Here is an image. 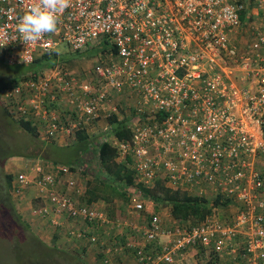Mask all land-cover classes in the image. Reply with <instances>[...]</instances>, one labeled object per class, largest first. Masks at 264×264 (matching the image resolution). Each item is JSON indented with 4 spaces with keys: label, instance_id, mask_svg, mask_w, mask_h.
I'll return each mask as SVG.
<instances>
[{
    "label": "built area",
    "instance_id": "built-area-1",
    "mask_svg": "<svg viewBox=\"0 0 264 264\" xmlns=\"http://www.w3.org/2000/svg\"><path fill=\"white\" fill-rule=\"evenodd\" d=\"M34 2L0 0V48L8 51L9 63L25 51L28 63L21 61L31 64L61 43L84 51L107 39L113 49L107 62L94 66L99 80L82 86L84 99H75L81 124L98 117L111 98L109 88L136 92L132 139L119 147L123 159H132L137 182L152 187L161 179L176 189L236 202L226 218L215 209L175 230L164 231L154 217L144 239L160 243L163 252L153 264H172L182 251L197 248H213L226 264H264V30L250 20L256 9L264 10V0H71L56 31L27 49L16 25ZM247 29L254 34L250 54L235 60L239 50L232 38ZM237 72L239 79H233ZM67 75L61 67L26 74L4 90L3 99L17 116L34 121L45 139L70 135L79 122L66 124L48 107L57 88L75 94V78ZM57 168L66 176L75 172L64 164ZM33 169L37 174L19 173L13 189L35 185L38 197L48 200L42 215L54 206L56 214L106 222L102 210L79 201L75 179L68 176L60 189L63 177L44 172L39 163ZM137 194L133 206L140 210L144 199Z\"/></svg>",
    "mask_w": 264,
    "mask_h": 264
},
{
    "label": "trees",
    "instance_id": "trees-1",
    "mask_svg": "<svg viewBox=\"0 0 264 264\" xmlns=\"http://www.w3.org/2000/svg\"><path fill=\"white\" fill-rule=\"evenodd\" d=\"M245 16L242 15V19ZM63 59L60 58L57 50H52L41 54L35 59L31 64H26L24 68H17L14 74L7 80L1 82L0 78V94L3 93L5 89L15 87L20 79L21 75L24 73H40L43 70L49 67H55L58 63L61 64ZM2 77V76H1ZM2 96L0 97V110L3 111L0 115V215L6 217L4 212H7L10 216L9 220H12L15 228H11V231H14V235L18 238L13 248L15 253L16 249H21L24 246V240H21L20 231H24L28 234L33 235L31 222L24 220L20 214L16 213L15 209L12 206L10 190L12 188L14 176L7 172L4 167V161L13 156H29L32 157L36 162L40 160H45L56 169L57 179L60 177L66 176V174L58 170L57 166L60 164L68 165L71 171L79 170L86 179L90 180V187L87 190V198H85V204L90 205L99 199H107L111 197H116V195L127 196L133 194L141 187V184L137 182V175L133 170H131L128 165L132 162V159L129 157L128 161L124 162L120 157V147L117 145L115 140L111 139L112 137H98V139L92 140V137L88 133V128H86L84 123L81 124L80 118H75L74 120L68 121L69 123L74 122L75 120L79 122V127L70 135H65L67 137L75 134L74 139L69 143L59 144L55 140L45 141L44 137H40V134L36 128L35 122L28 120L24 117L17 116L15 111L10 108L5 101H2ZM133 106V113L135 115ZM108 119L110 123V132L111 135L120 141H128L132 139V128L130 127L131 119L126 118V116L119 117L116 113H109ZM12 122V124H11ZM10 123V124H8ZM14 126H17L29 133L32 138H29V144H26V148H30L31 152L28 153H11L3 154L5 146L7 147L9 142V134L6 136V131H13ZM59 138L55 137L57 140ZM43 139V140H42ZM29 145V146H28ZM25 148V149H26ZM57 150H63L61 155L57 156ZM93 152L96 153V158L93 156ZM28 157V158H29ZM67 158V161H64V158ZM31 159V161H33ZM97 161V162H96ZM93 162V163H92ZM128 163V165H127ZM51 172V171H47ZM166 181L159 180L156 182V185L153 188H144L143 195L148 199L149 204L146 209L148 213H157L163 209V206L168 204L170 205L171 215L179 223L178 226H184V222H188L190 219H193V223H199L207 215L217 210L220 207L228 208L232 205L233 201L229 197L219 196L215 198H210L200 194L189 193L185 190H174L166 185ZM97 185V186H94ZM122 189V191L120 190ZM129 190V191H128ZM128 193V194H124ZM130 193V194H129ZM37 199L42 203V205H47L46 197H37ZM84 198H80V202L83 203ZM51 204V203H50ZM42 207V206H41ZM113 210V209H112ZM115 211V210H114ZM113 211V212H114ZM112 212V213H113ZM55 214V207L49 210L48 213H43L44 216L51 217ZM63 220H66L70 223H81L84 224V227L87 228L89 224L97 229V221H90L89 219H84L81 216L70 215L67 212L61 213ZM7 218V217H6ZM24 221V222H22ZM96 221V222H95ZM11 223V224H12ZM95 224V225H94ZM3 225V224H2ZM51 225V224H50ZM54 225V224H53ZM194 225V224H193ZM4 226V225H3ZM55 227L50 226L51 229L55 228L58 230V234L62 235L63 224L55 225ZM192 226V225H190ZM59 227V228H57ZM72 229H69L71 231ZM16 231V232H15ZM22 232V233H24ZM85 233V231H81ZM88 236V233H85ZM70 234H68L69 236ZM9 236V234L7 235ZM91 236H95V232L89 235L88 245L95 246L99 242L95 239H90ZM87 237V238H88ZM37 238V239H36ZM40 240L37 236L30 237V241L33 244V249L38 248L40 255H43L42 258L38 257L36 254L32 253V258L34 260H39L35 264H44V251L40 248ZM42 241V240H41ZM117 244L119 241L116 240ZM116 245V244H114ZM57 247V246H56ZM117 247V246H116ZM59 248V247H57ZM162 245L158 242H147L145 246L137 244L136 246L132 243H124L123 254L124 252L132 251L136 260L141 264H153L154 259L162 255ZM61 249V248H59ZM81 249L86 252L87 247L84 245ZM201 249V248H197ZM210 255L208 264H221L219 260V255L213 251V248H210ZM142 250V251H141ZM64 250L61 249V252ZM67 251V250H66ZM204 253L205 249H201ZM120 252V251H118ZM25 257L22 259L24 261ZM110 259L106 257L104 259V264H108L105 260ZM158 264H169L165 261H158Z\"/></svg>",
    "mask_w": 264,
    "mask_h": 264
},
{
    "label": "rangeland",
    "instance_id": "rangeland-1",
    "mask_svg": "<svg viewBox=\"0 0 264 264\" xmlns=\"http://www.w3.org/2000/svg\"><path fill=\"white\" fill-rule=\"evenodd\" d=\"M247 32H248V35H247ZM238 36H239L238 39L234 41L233 43H235V45L237 46L239 44L240 56L242 57L247 56L249 53L248 46L253 38V32L247 29L246 32L241 33ZM241 36L246 37L242 40V42L238 41L240 40ZM55 50L58 51L60 58L63 59L65 63H68V64L70 63L71 66H73L72 62H75V64L77 63L78 65L77 67L73 66V67H76L77 70H79L80 67H82V63L85 65H87V63L95 64L96 60H99L102 55H105L104 54L105 51L104 52L102 51V53L99 56L97 51L100 50V48L95 47V46L79 52V51L72 50L69 46H67L64 43H61L56 47ZM1 52L2 51H0V59H2L3 57V53ZM238 59L241 60L240 57ZM24 66L25 64L18 57L16 58L15 65H8L6 60H0L1 82L5 81V79L7 80L8 78H10L18 67L21 69V68H24ZM84 75L87 76V74H84ZM21 77H23V75H21ZM0 97H1V94H0ZM117 97H120V96H117ZM125 103H127V101L123 99V106L121 104L119 105L120 110L123 107V113L125 114L124 116L130 119L132 117L131 108H133V105L130 106V108L128 109V106H124ZM2 113L3 111L0 110V115H2ZM109 127H110V123L108 119V114L106 113L104 116H101L100 121L94 122L93 125H91L88 128V133L92 137V140L94 141L95 139H98V137H101V134L107 130L106 131L107 137H112L111 139L115 140L114 135H111L110 129L108 130ZM5 134L6 136L9 134L10 143L8 144L7 147L5 146L3 154L31 152L30 148H26L27 147L26 144L29 142V138H32L29 133L25 132L24 130H22L21 128L17 126H14L12 133L10 130L9 132L6 131ZM74 135L75 134H73L70 137H67L65 135H59V137L62 138V142L70 143L74 139L75 137ZM51 140H55L56 142H58V140H56L55 138H48L45 141H51ZM63 152H64L63 150H57V156L61 155V157H63L62 155ZM19 156L20 155H17L15 160L16 162L21 161L19 164H22V159L24 158H21ZM93 156L94 158H96L95 152H93ZM22 157L28 158L29 156H22ZM10 158L4 161L5 169L7 168V163L9 162ZM29 159H32V157L31 158L29 157ZM119 159H122V157L120 156ZM64 161H67L66 157L64 158ZM48 169L49 167L46 166V170ZM9 172L14 176L13 181L16 180V176L21 172H27V173H30L31 175L35 174L33 170H31L30 172L28 168H24L19 165H16L15 167L10 166ZM24 188L25 187H22L20 192H18V190L13 189V184H12V188L10 190L11 202H12V206L15 209L16 213L20 214V216H22L24 220H28L31 222V225H32L31 229L34 232V234L31 235L24 231H20L19 234H20L21 240L22 241L24 240V246L19 250L16 249L14 253L13 248L16 243V239L18 240V238L14 235L13 233L14 231H11V228H15L14 224L12 223V220H9L12 218H10L7 212H4L7 218L0 215V264H35L36 262H38L39 261L38 259L34 260L32 258V253L36 254L38 257L40 256V258H42L43 255H40V251L38 248L33 249L32 242H29L30 237H33V236L34 237L37 236L38 238H40V240L38 239L37 242H40V248L42 251H44V255H45L44 264H95V263L104 264L103 257H98L100 254L99 252L100 248L97 247L98 245H95L93 247L88 245L86 252H84L81 249V247L84 246V243H80L75 238L71 239V241L69 240L67 245H64L63 243L59 244V243L54 242L53 241L54 238H52L51 236L52 234L54 235L56 231L58 232V230H56L55 228L51 229V227L48 226L46 221L40 217L37 211L40 210L42 203L36 198L37 195H34L33 200L29 201L32 197H30V195L28 194V188L27 189H24ZM28 197L30 199H28ZM122 198H123L122 202H116L112 205H109L108 207L107 206L102 207L103 210L106 213H110L113 216L111 218L116 221L122 220L123 212L121 211H126L128 208L126 204L128 201L127 200L128 198L126 196L123 197V195H122ZM25 199L27 202L25 201ZM116 204H121V206L118 207L116 206ZM27 206L29 207L26 209ZM233 210L234 208L220 207L218 208L217 211L220 215V218L223 219L225 216L230 215V213ZM160 211H161V214H160L161 218L166 227H174V226H178L179 224H183V223H179L177 220L173 218V216L171 215V211H170V205L168 204L164 205L163 209ZM192 220L193 219H190L188 222H184V226L195 224L193 223ZM119 227H121L122 229H119ZM15 229L17 230L18 228H15ZM113 230L116 232L122 231L123 223L116 224ZM61 232L62 234L63 232L66 233V229L61 230ZM8 234L9 236H7ZM85 243L88 244V241H85ZM56 246L63 249L64 251L61 252V249L57 248ZM77 246H80V248H78ZM209 256L211 255H210V252L208 251L205 253L203 251H200L198 254L195 251V249H191V250H188L187 252H184L182 255L177 256L174 264H208ZM24 257L25 259L22 262V259ZM92 258H94V260H92ZM232 264H244V263L235 261V263H232Z\"/></svg>",
    "mask_w": 264,
    "mask_h": 264
},
{
    "label": "crops",
    "instance_id": "crops-1",
    "mask_svg": "<svg viewBox=\"0 0 264 264\" xmlns=\"http://www.w3.org/2000/svg\"><path fill=\"white\" fill-rule=\"evenodd\" d=\"M255 13L256 14L251 16L250 20L251 19L254 20L257 24H259L261 27H263V30H264V24L261 22L262 19L264 21V10L259 9V11H258V9H256ZM244 32H246V31L242 30V33H244ZM247 35H248V32H247ZM238 37L239 36H236L235 39L232 38V40H233L232 44L235 45V43H233V42L236 41L238 39ZM244 38H246V37L241 36L240 40H238V41L242 42V40ZM253 38H254V34H253ZM107 41H108L107 39L100 40L98 42V44L95 45V47L100 48V50L97 51L99 56L102 53V51L103 52L105 51L104 52L105 55H102L99 60H96L95 64L87 63V65H85L82 63V67H80V69L77 70L76 69V67L78 66L77 63L75 64V62H72L73 66H76V67H73L70 65V63L69 64L65 63V61L62 60L63 62L61 64L58 63L55 66V67H61V68L65 69L68 72V75L66 76L67 78H75V81L72 83V86H71L72 90H76L75 94L71 95L68 92L62 91L65 89L64 87L63 88H57L58 92H56L55 100H53L48 106L51 111L55 112L60 117V120L62 122L66 123V124H70L68 121L74 120L75 118H78V117H80V120H81L82 116H80L81 113L79 114L77 109H76V100L75 99H77V98H79L77 100L84 99L85 95L82 92V88H81L82 86L88 85V86L93 87L96 84V82L99 80L98 75L94 76L95 75L94 66L100 61L104 63L110 59L108 55L110 54V52L112 51L113 48ZM237 47L239 50V44ZM0 51H2L1 53H3V57L0 60H6L8 65H15L16 64V62L14 64L9 63L7 50L0 48ZM79 52H81V51H79ZM249 54H250V52L248 53V56H249ZM262 54L264 56V50H263ZM39 56H37V57H39ZM239 57L242 60L243 57L240 56V53L235 60H239L238 59ZM232 61H231V64H232ZM232 65H236V64L234 63ZM49 68L51 69L53 67H49ZM49 68L43 70L40 73H26V74L27 75L28 74L43 75L50 70ZM26 74L24 73L22 75L24 76ZM84 74H87V76ZM239 75H240V73L237 72L233 76V77H235L233 79H239V77H238ZM94 91H96L95 88H94ZM107 92L109 94V97L111 96L110 100H108V101H106V103H104L103 109L100 110L99 115H98L99 117L97 119H93V121H91V122L90 121L83 122L84 124H86V125H84L86 128H89L91 125H93L94 122L100 121L101 116H104L106 113L107 114H109L110 112L116 113L117 115H119V117H123L125 115L123 113V107L120 110V106H119L120 104L123 106V99H125L127 101V103H125L124 106H128V109H129L130 106H132V105L134 106V104L136 102L135 98L136 97L138 98V94L136 92H132V93L129 92L130 93V95H129L126 90L124 92H121V93H115V92H112V89L109 88L107 90ZM3 93H4V91H3ZM3 93H1L2 99H3ZM117 96H120V97H117ZM131 109L133 111V108H131ZM108 130H109V128H108ZM106 131L103 132L102 134L100 132L101 137H107ZM114 139H115V142L117 143V145H120V142H123V141H120L116 138H114ZM57 140H58L59 144L64 143V142H62V138H60V137ZM120 154H121L120 156L123 159V154L121 153V151H120ZM19 157L24 158V159H22V164H19L21 161L16 162V160H15L16 156H13L9 159V162L7 163V168H6V170L8 172H9L10 166L15 167L16 165H19V166H22L24 168H28L29 170H33V172L35 174H37V171L33 169V166L35 163H39L40 165H42L44 172L51 171V172L56 173V169H54L52 165L47 164L48 162H46L45 160H38L36 162L33 159H32L33 161H31V159H29L27 157H22V156H19ZM123 161L124 162L127 161L128 163L130 162L126 159H123ZM128 163H127V165H128ZM46 166L49 167L48 170H46ZM128 167L131 170H133V172H135V170L132 167V164H129ZM68 176H69V179L73 178L77 181V184L79 187V192L76 193V196L80 197L81 199L84 198L83 200H85V198H87V190L91 186L90 185L91 182H89L90 180L86 179V177H84V175H82V173L79 170L75 171L74 174H72L71 176L70 175H68ZM68 176H64L62 178V184L60 185V189H63L65 187L64 181L68 178ZM136 180H137V178H136ZM159 180H161V179H158L157 181H159ZM156 182H155V185H156ZM139 184H142V183H139ZM166 185L168 187H171V185L169 183H166ZM94 186H97V185H94ZM27 188H28V194L30 195V197H32L31 199L28 197V199H30L29 201L33 200L34 195H37L36 198L39 196V190L35 185L27 186L24 189H27ZM144 188L146 189L148 187H146L144 184H142L141 187L138 188V190H144ZM120 190L122 191V189H120ZM179 190H182V189L179 188ZM185 191H187V190H185ZM124 194H128V193H124ZM137 196H138V194H137ZM126 197L128 198L127 199L128 201L126 203L128 208L126 211H121V212H123L122 220L116 221V220L111 218V217H113L112 215L108 216L109 220H106V222L101 223L97 229H94V227H92L90 224H89V226H87V228H85L84 224L70 223L66 220H63L61 214H56V213L54 215L53 214L51 215V216H53V218L51 220V217H49V216L47 217V216L42 215L41 208L39 211H37V213H39L40 217L46 221L48 226H53L56 228L55 225H59V224L64 223L62 230L66 229V233L63 232V234L60 235L56 231V233L54 235L52 234V236H51L52 238H54L53 241L56 243H59V244L63 243L64 245H67L69 240L71 241V239L75 238L80 243H84V245L88 248V244L85 243V241L89 242L88 236L95 232L96 237L91 236V238L92 239H95V238L98 239L99 243L97 244L98 245L97 247L100 248V250H99L100 254L98 257H103V261L106 257H108L110 259H107L108 261L105 260L106 262H109L108 264H141L140 262H138L136 260L132 251H129L127 253L124 252V254H123V248L119 247L120 245H123L124 243H128V242H133L135 244L137 243V244L141 245L143 242V239H144V230H145L146 224H147L146 213L143 211L135 210V208L133 206L134 202H132L131 199H133L135 196H132L130 194V195H127ZM25 201H26V199H25ZM122 201H123L122 196L116 195V197H111V198H109V200H107V199L105 200V199L101 198L92 204L96 205L97 207H99L100 209L103 210V208H102L103 206L108 207L109 205H112L116 202H122ZM235 203L236 202L233 201L232 205L229 208H234V206H236ZM116 206L120 207L121 204H116ZM28 207L29 206H27L26 209ZM235 209L236 208H234V210ZM231 213H230V215H231ZM106 215H108V214H106ZM230 215H228V216H230ZM228 216H225V218ZM120 223H123V230H122L123 232L122 231H120V232L114 231L113 230L114 226L116 224H120ZM57 228H59V227H57ZM69 229H72V230L69 231ZM119 229H122V228L119 227ZM81 231H85V233H88V236ZM68 234H70V235L68 236ZM116 240L119 241V244H117ZM114 244H116V245H114ZM116 246L120 252H115V251L111 250V248H114ZM77 247L80 248V246H77ZM91 247H93V246L91 245ZM203 249H205L206 252L207 251L210 252L209 250H211L210 248H203ZM195 251L199 254L201 249H196ZM182 254L183 253L179 254L178 256H180ZM92 260H94V258H92ZM220 262H221V264H226V259L220 260ZM172 264H174V263H172Z\"/></svg>",
    "mask_w": 264,
    "mask_h": 264
},
{
    "label": "clouds",
    "instance_id": "clouds-1",
    "mask_svg": "<svg viewBox=\"0 0 264 264\" xmlns=\"http://www.w3.org/2000/svg\"><path fill=\"white\" fill-rule=\"evenodd\" d=\"M70 5H71V0H35V2L32 3L26 9L24 14L18 18L16 30L19 33V39L25 43V45L27 46V49L32 47L36 43L40 42L46 34H51V33H54L56 31L58 23H59L60 15L66 9H68L70 7ZM24 53H26V51ZM24 53L21 54V60L28 63V57ZM162 181H164V180H162ZM154 186H155V184L152 187H148V188H153ZM170 188H172L174 190H178V188L177 189L173 188V187H170ZM140 191L142 192L143 190H140ZM189 193L197 194L194 192H189ZM131 195L135 196L134 198H136L137 191ZM142 197L144 199V208L140 209L139 211H143L147 215V224H146V228L144 230V236H145L146 230L148 229V225H149L150 221L156 216L159 218V220L161 222V227L164 231L175 230L178 227L179 228L183 227V226L166 227L164 225L163 220H162L161 215H160L161 211L157 212L156 214L155 213H151V214L148 213L149 211L146 209V207L148 206L149 201H148V199H146L144 197L143 192H142ZM131 201L133 202V199H131ZM83 202L85 203L84 200H83ZM90 205H94V204H90ZM94 206H96V205H94ZM135 210H138V209L135 208ZM102 211L105 213V215L108 214V215H106V218H107V220H109L108 216H111V214L106 213L104 210H102ZM101 223H103V221L98 220L97 226H100ZM164 234H166V232ZM163 236L164 235L161 236V240L164 239ZM90 239L92 240L91 237H90ZM95 240L98 241L97 238H95ZM150 242L156 243V241H150ZM131 243L135 246L137 245V243L135 244L133 242H129V244H131ZM146 243L147 242L145 241V239H143V242L141 245L145 246ZM123 246H124V244L120 245L119 247L123 248ZM115 248H117V247L111 248V250L118 252L119 250L116 251ZM187 250L182 251V253L187 252ZM189 250H191V249H189Z\"/></svg>",
    "mask_w": 264,
    "mask_h": 264
}]
</instances>
